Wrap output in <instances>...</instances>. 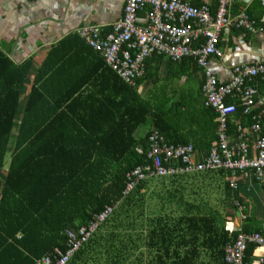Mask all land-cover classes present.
I'll use <instances>...</instances> for the list:
<instances>
[{
	"label": "trees",
	"instance_id": "trees-1",
	"mask_svg": "<svg viewBox=\"0 0 264 264\" xmlns=\"http://www.w3.org/2000/svg\"><path fill=\"white\" fill-rule=\"evenodd\" d=\"M58 49L59 45L48 51L30 79L34 58L14 62L0 48V264H35L44 256L54 261L55 248L66 249V233L86 226L106 206L111 208L109 217L65 264H230L223 259L226 243L240 232L264 234L227 228L218 213L207 212L206 201L196 206L186 203V213L176 225L151 229L146 180L121 194L125 172L147 160L150 129L140 139L131 134L139 126L155 127L176 142L167 133L170 122L158 109L150 108L148 100L140 99L136 86L141 77L129 85L108 67L124 97L119 102L123 108L121 131L112 135L109 129L95 132L86 117L91 98L81 95L80 85L66 88L64 97L55 96L59 89L54 88L53 80L66 59V52L59 54ZM243 118L251 122V116ZM112 143L114 148L105 152ZM7 152L10 156L3 170ZM207 172L212 171H202ZM219 172L228 176L227 171ZM224 186L228 193L227 182ZM180 191L169 188L161 200L178 208ZM197 242L207 244L206 258L196 255L194 260L191 251L197 249ZM138 244L153 254L144 256L141 250L136 256ZM253 246L246 248L245 263L252 264L249 254Z\"/></svg>",
	"mask_w": 264,
	"mask_h": 264
},
{
	"label": "crops",
	"instance_id": "crops-1",
	"mask_svg": "<svg viewBox=\"0 0 264 264\" xmlns=\"http://www.w3.org/2000/svg\"><path fill=\"white\" fill-rule=\"evenodd\" d=\"M187 1L193 6L205 5L211 15L215 12L216 0ZM122 4L123 0H0V48L7 51V55L14 62H21L28 57L34 58L31 79L48 51L59 45L58 53L66 52V59L53 80L54 88L59 89V93L55 96L64 97L67 93L66 88L80 85L81 95L91 98L89 99L91 106L87 108L86 117L91 123L92 130L97 132V130L109 129L110 135L121 131L122 121L119 114L122 115L121 100H124L121 95V85L109 71L111 68L102 62L101 56L77 34V29L86 25L101 26L102 35H105L110 31V24L121 16ZM148 10L149 8H146L138 13L140 24L145 23ZM229 10L230 15L243 12L257 26L264 25V0H232ZM219 48L221 56L210 58L208 64L217 81L225 83L230 79L232 65L264 61V32L251 33L230 29L226 34L220 35ZM202 79L201 68L187 58L179 62H170L163 57L146 60L145 73L136 86V92L141 100H148L150 108L158 109V113H163L162 118L165 117V120L171 124L167 133L176 142L169 141L159 129L147 126H139L132 132V137L140 139L149 129L150 131L155 129L168 143L191 145L194 149V158L204 155L215 144L217 136L214 114L203 107L199 92ZM254 84L257 93L253 113L263 114L260 117V127L264 132V81L258 78L254 80ZM96 111L101 115L95 114ZM239 112L241 114H238ZM243 117L249 116L242 114L241 109H238L237 114H234L228 122L231 139L234 137L235 123L239 122L245 129L249 125V120ZM248 139L251 145V138ZM110 146L103 150L107 152L114 148L113 143ZM250 151H253L252 146ZM9 156V152L4 156L3 170L6 169ZM184 174L146 180L151 229L153 226L160 228L165 224L169 227L176 225L177 219L186 213V203L191 202L195 206L204 203L206 199L193 200L194 196L182 194L183 187L192 191L202 184L212 186L213 201L216 205L214 209L208 205L207 212L218 213L224 218L227 228L231 230L248 228L264 232V177L258 181L239 176L237 188L228 187L227 193L224 185L228 176L224 173L212 171ZM169 188L181 190L178 208H175L173 203L169 204L161 200V194ZM230 198L240 201L243 209L239 210L235 207ZM225 200L231 204V207L225 205L228 204ZM166 213L169 215L166 216ZM199 242L196 243L197 249L191 251L194 260L197 259L196 255L199 259L206 258L209 252L206 249L207 244ZM137 246L136 256L145 249L139 244ZM183 250L180 247V255ZM150 252L153 254L147 249L143 254L151 256ZM249 255L252 264H257L258 258L264 257V244L254 245Z\"/></svg>",
	"mask_w": 264,
	"mask_h": 264
},
{
	"label": "built area",
	"instance_id": "built-area-1",
	"mask_svg": "<svg viewBox=\"0 0 264 264\" xmlns=\"http://www.w3.org/2000/svg\"><path fill=\"white\" fill-rule=\"evenodd\" d=\"M232 0H216L211 15L205 6L194 7L187 0H123L121 16L110 24V31L102 35V27L86 25L77 34L98 53L114 73L125 83L135 84L145 73V62L153 56H161L170 62L190 58L201 68L203 79L199 87L203 107L211 110L216 121V142L199 158L189 144H171L157 130L147 135V160L133 166L124 174L121 191L126 195L140 181L167 177L180 173L202 171H227L229 188H237L238 177H264V132L260 127L261 113H253L257 89L256 78L264 79V62L251 61L231 66L230 79L217 81L209 67L210 58H219V36L230 29L245 32H264V25L257 26L245 13L230 15ZM146 12L145 23L140 24L138 13ZM198 38L204 39L199 43ZM228 99V103L225 100ZM251 116L246 127L235 123L234 137L228 131V122L237 112ZM251 138V145L249 139ZM250 146L253 151H250ZM252 150V149H251ZM233 205L243 206L235 199ZM111 213L106 206L86 225L75 232H67L66 249L56 247V259L49 256L35 264H65L84 241L104 222ZM264 244V234L240 232L231 243L223 246V259L230 264L244 262L247 246ZM257 264H264L259 257Z\"/></svg>",
	"mask_w": 264,
	"mask_h": 264
},
{
	"label": "rangeland",
	"instance_id": "rangeland-1",
	"mask_svg": "<svg viewBox=\"0 0 264 264\" xmlns=\"http://www.w3.org/2000/svg\"><path fill=\"white\" fill-rule=\"evenodd\" d=\"M148 60V59H147ZM146 64V62H145ZM169 183V182H168ZM182 194H187V195H192L194 196L193 200H196L197 198H201L202 200H205L206 199V202L209 204V207H212L213 209L216 207V205L214 204V201H213V189H212V186L209 187L208 185H202L200 184L199 187L197 188H193L192 191L188 190L187 187L184 189H182ZM164 195V193H163ZM148 196V195H147ZM149 203V196L147 198V202L146 204ZM199 203V201H198ZM214 212V211H213ZM138 229V227L136 228ZM136 229H135V233H136ZM143 248V247H142ZM144 251V250H143ZM146 253V252H145ZM147 254V253H146Z\"/></svg>",
	"mask_w": 264,
	"mask_h": 264
},
{
	"label": "bare ground",
	"instance_id": "bare-ground-1",
	"mask_svg": "<svg viewBox=\"0 0 264 264\" xmlns=\"http://www.w3.org/2000/svg\"><path fill=\"white\" fill-rule=\"evenodd\" d=\"M235 113H237V112H235Z\"/></svg>",
	"mask_w": 264,
	"mask_h": 264
}]
</instances>
